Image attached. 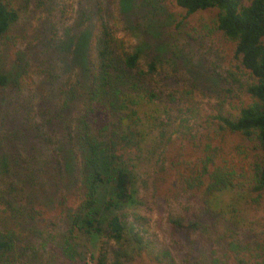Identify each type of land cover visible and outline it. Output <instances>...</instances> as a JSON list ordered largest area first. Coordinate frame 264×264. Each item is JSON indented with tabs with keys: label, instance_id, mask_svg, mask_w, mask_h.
I'll list each match as a JSON object with an SVG mask.
<instances>
[{
	"label": "trees",
	"instance_id": "trees-1",
	"mask_svg": "<svg viewBox=\"0 0 264 264\" xmlns=\"http://www.w3.org/2000/svg\"><path fill=\"white\" fill-rule=\"evenodd\" d=\"M31 1L25 0L24 9ZM174 1L188 15L216 9L212 27L235 43L240 66L230 73H246L249 101L235 115L221 110L215 118L228 133L249 141L255 156L252 180L264 190V0ZM35 2L50 5L60 16L69 13L61 0ZM114 2L80 0L63 31L60 18L46 29L34 70L50 85H60L58 94L26 91L0 51V212L6 217L0 222V254L12 251L18 239L14 228L5 227L15 223L22 229L39 216L33 207L39 194L49 205L58 190L77 185L84 198L68 212L67 230L56 242L59 251L75 263L86 259L76 251L82 246L91 251L94 264H129L132 251L150 241L144 240L147 228L138 229L145 224L143 188L154 179L165 181L169 165L179 166L169 130L173 108L203 83L227 90L220 72L207 65L203 39L187 34L188 43L181 45L166 34L170 19L164 18L162 0H120L125 29L138 39L130 49L112 33ZM21 12L10 0H0V45ZM188 82L193 87L183 89ZM11 85L14 93L4 98ZM210 146L195 148L201 155L188 176L176 179L179 191L172 183L175 198L196 192L206 207L190 226L175 206L169 208L178 231L201 224L207 211L222 218L226 211L219 203L236 188L234 173L217 163ZM145 167L156 172L154 179L144 175ZM27 188L33 198L27 199ZM112 241L116 245L110 246ZM39 246L46 249V237Z\"/></svg>",
	"mask_w": 264,
	"mask_h": 264
},
{
	"label": "rangeland",
	"instance_id": "rangeland-1",
	"mask_svg": "<svg viewBox=\"0 0 264 264\" xmlns=\"http://www.w3.org/2000/svg\"><path fill=\"white\" fill-rule=\"evenodd\" d=\"M10 1L15 8L21 9L22 16L0 45L7 69L14 73V77H22L20 81L26 91L33 90L46 96L49 92L58 94L60 85H50L45 77L34 69L39 67L42 59L41 45L45 31L55 25L59 18L64 22H59L58 26L60 31H63L71 22L68 17L72 15V9L80 0H61V4L69 12H65L64 16L57 14L50 5L36 6L35 0L31 1L26 9L25 0ZM162 1L166 8L164 18L170 19L166 34H169L172 41L178 39L181 45L188 43L187 34L203 39L204 49L210 54L207 65L211 70L220 72L221 85L227 90L203 83L194 87L192 93L184 94L179 106L173 108L174 124L169 130L170 134L173 132L172 143L177 149L174 154L179 156L176 157L179 166L169 165V174H164L165 181H155L156 172L153 169L145 167L142 170L147 178H153L155 181H150L148 186L143 188L144 205L141 211L145 224L138 228H147L143 233L144 240L150 241L147 242L146 248L132 251V261L128 263L142 261L150 264H264V190L255 188L252 180L254 152L246 145L249 141L228 133L215 118L221 110L235 115L239 108L249 101L243 87L247 80L246 73L241 71L235 77L230 73L240 66V62L234 58L235 43L212 27L216 9L188 15L174 0ZM119 3L120 0H115L112 6L113 14L109 17V24L114 36L123 40L125 47L130 49L138 43V39L125 29ZM213 60L218 66L212 63ZM28 63L31 64L29 69ZM193 84L188 82L183 89L188 90ZM216 91L221 93V96ZM11 93H14L13 85L3 90V97L11 96ZM208 144L211 145V152L217 155V163L234 173L236 188L226 194L219 203L226 211L222 218L207 211L201 224L178 231L170 223L169 208L175 206V213L181 212L177 215L185 217L190 226L202 211H206V207L198 193H187L175 198V189L172 187L177 183L179 175L185 173L188 176L192 168H196L198 156L201 155L198 150ZM195 148L198 150L195 151ZM159 172H162V169ZM175 188L179 191L178 186ZM25 194L27 199L33 198V193L28 188ZM83 194V189L77 185L62 188L55 194L56 197L58 195L57 199L49 205L43 202L46 200L45 196L39 194L33 205L34 209L40 212L36 219L27 222L22 229L17 228L15 223L4 226L7 229L14 228L18 239L12 251L0 254V264H94L90 258L91 251L86 247L84 249L81 246L76 250L81 252V256L86 255V259L78 257V261L74 263L64 250L59 251L56 243L61 239L62 232L67 230L68 212L73 213L77 209L84 198ZM52 195L48 194L47 197ZM169 203L173 204L169 206ZM4 215V212H0L2 223L6 218ZM43 237H46V249L39 246ZM112 245H116L114 241L110 246Z\"/></svg>",
	"mask_w": 264,
	"mask_h": 264
}]
</instances>
